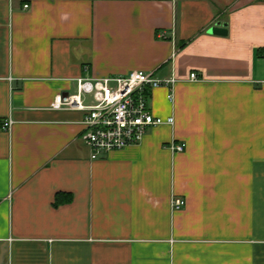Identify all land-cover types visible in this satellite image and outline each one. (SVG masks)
I'll return each instance as SVG.
<instances>
[{
	"label": "crops",
	"instance_id": "crops-1",
	"mask_svg": "<svg viewBox=\"0 0 264 264\" xmlns=\"http://www.w3.org/2000/svg\"><path fill=\"white\" fill-rule=\"evenodd\" d=\"M134 70L174 121L92 158L56 96ZM0 264H264V0H0Z\"/></svg>",
	"mask_w": 264,
	"mask_h": 264
},
{
	"label": "built area",
	"instance_id": "built-area-1",
	"mask_svg": "<svg viewBox=\"0 0 264 264\" xmlns=\"http://www.w3.org/2000/svg\"><path fill=\"white\" fill-rule=\"evenodd\" d=\"M24 7L27 8L28 4ZM191 78L198 79L197 73L192 72ZM175 83V77L160 78L143 70L106 78H79L78 91L57 95L54 107L85 111L82 138L91 148L92 158H96L101 153L122 150L142 142L151 127L173 123L172 116L165 119L151 111L149 96L156 88L173 87ZM12 123L11 119L5 121L3 128H9ZM184 146L183 143L172 147L181 151ZM184 205L183 198L172 199L174 209Z\"/></svg>",
	"mask_w": 264,
	"mask_h": 264
},
{
	"label": "water",
	"instance_id": "water-1",
	"mask_svg": "<svg viewBox=\"0 0 264 264\" xmlns=\"http://www.w3.org/2000/svg\"><path fill=\"white\" fill-rule=\"evenodd\" d=\"M226 24L221 25L218 23L217 25L213 26L210 31L213 33H225L226 32Z\"/></svg>",
	"mask_w": 264,
	"mask_h": 264
}]
</instances>
